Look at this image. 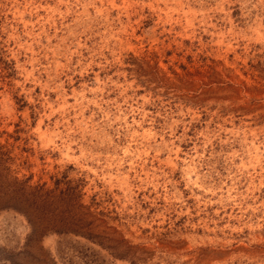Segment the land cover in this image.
Segmentation results:
<instances>
[{
    "label": "rangeland",
    "instance_id": "374dc122",
    "mask_svg": "<svg viewBox=\"0 0 264 264\" xmlns=\"http://www.w3.org/2000/svg\"><path fill=\"white\" fill-rule=\"evenodd\" d=\"M0 264H264V0H0Z\"/></svg>",
    "mask_w": 264,
    "mask_h": 264
}]
</instances>
